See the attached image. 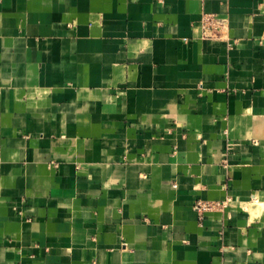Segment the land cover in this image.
<instances>
[{
  "label": "crops",
  "instance_id": "crops-1",
  "mask_svg": "<svg viewBox=\"0 0 264 264\" xmlns=\"http://www.w3.org/2000/svg\"><path fill=\"white\" fill-rule=\"evenodd\" d=\"M0 264H264V0H0Z\"/></svg>",
  "mask_w": 264,
  "mask_h": 264
},
{
  "label": "built area",
  "instance_id": "built-area-1",
  "mask_svg": "<svg viewBox=\"0 0 264 264\" xmlns=\"http://www.w3.org/2000/svg\"><path fill=\"white\" fill-rule=\"evenodd\" d=\"M202 38L211 39L220 30L225 29L224 22L215 15H205L200 23ZM227 207L226 202L198 200L194 210L203 218L207 213L221 211Z\"/></svg>",
  "mask_w": 264,
  "mask_h": 264
}]
</instances>
